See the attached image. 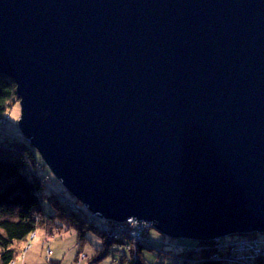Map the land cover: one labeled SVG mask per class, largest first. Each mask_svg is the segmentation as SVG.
I'll use <instances>...</instances> for the list:
<instances>
[{"label":"water","instance_id":"1","mask_svg":"<svg viewBox=\"0 0 264 264\" xmlns=\"http://www.w3.org/2000/svg\"><path fill=\"white\" fill-rule=\"evenodd\" d=\"M0 74L92 213L264 234V0H0Z\"/></svg>","mask_w":264,"mask_h":264},{"label":"trees","instance_id":"2","mask_svg":"<svg viewBox=\"0 0 264 264\" xmlns=\"http://www.w3.org/2000/svg\"><path fill=\"white\" fill-rule=\"evenodd\" d=\"M19 102L15 82L0 74V119H5ZM38 157L37 151L21 133H15L10 138L0 135V264L15 263L23 252L17 245L28 241L40 227H46L52 234L57 230L73 229L82 240L88 231L96 232L103 238V248L90 258V264L107 257L111 247L128 243L124 235L119 239L112 238L110 233L64 202L61 191L50 183L48 175L41 172ZM68 198L74 199L73 196ZM196 244L168 238L163 240L158 252L170 260L168 264H220L214 259L219 250L217 247L205 243L204 248L208 250L203 248L196 252ZM198 244L204 245L201 242ZM153 248L154 242L146 233L130 252L124 250L118 264H144L147 258L145 250ZM255 263L264 264V259H256Z\"/></svg>","mask_w":264,"mask_h":264},{"label":"rangeland","instance_id":"3","mask_svg":"<svg viewBox=\"0 0 264 264\" xmlns=\"http://www.w3.org/2000/svg\"><path fill=\"white\" fill-rule=\"evenodd\" d=\"M20 117L21 106L19 102L14 106L13 109H11L10 112L6 114V117L4 119L6 122H0V135L2 134L3 137L10 138V136L15 133H21L19 128ZM37 154L39 156L38 158L42 166L41 172H44L50 177V183L54 185L58 190L64 192L66 196L71 197L72 195L65 189L62 183L57 180L55 175L51 172L50 168L45 164L42 156L39 154L38 151ZM104 220L106 219L104 218ZM146 233H148L150 240L154 242L155 248L149 251L145 250V255L147 256V258L144 259V264H160L162 262L168 264L170 260L163 253L158 252L161 247V244L158 241H161L162 239L168 240L169 237L166 238L167 236H164L160 231L155 228L149 229ZM123 234L125 235V233ZM259 235L261 236L260 238L264 240V234ZM115 236L116 235H113L112 238L115 239ZM236 236L238 235H234V237ZM241 236L244 238H250L249 234ZM126 237V241L129 244L127 243L123 246L115 245L111 247L109 255L100 259L96 264H118L119 259L123 256L124 250L130 252L134 248V245L136 246L139 242L137 241V239L135 240L134 238H129L128 235ZM178 240L183 243H187V241L191 243L195 242L189 239ZM207 243H212V246H216L219 249L218 252L223 251L228 253V257L223 258L224 260H226V264H237L234 258L229 259V254H234L228 250L226 240L223 239L221 241H212ZM17 247H23L22 249L20 248L22 251L24 249L25 251H28L29 249L31 250L29 254V259L26 264H54V262L57 261L60 264H82L84 261L85 263L83 264H90V258L94 256V254L97 253L98 250L103 248V238L94 231H88L86 233V238L82 240L78 238V234L73 229L68 231L57 230L54 231V234H52L46 227H40L36 230V233L33 237H30L28 241L19 243ZM202 248V246L196 247L195 251L200 252L202 251ZM214 259L216 261L219 260L216 257ZM221 264H223L222 260Z\"/></svg>","mask_w":264,"mask_h":264},{"label":"built area","instance_id":"4","mask_svg":"<svg viewBox=\"0 0 264 264\" xmlns=\"http://www.w3.org/2000/svg\"><path fill=\"white\" fill-rule=\"evenodd\" d=\"M61 199L66 202L71 208L75 210L80 215H83L90 221H93L99 228L102 230L110 233L112 236L116 235L115 239H119L123 233L125 235L129 236L131 239H137V241H141L144 239L145 233L149 229H140L136 230L134 227H128L126 225V222L123 224H111L110 221L104 220L100 216H98L95 213H92L89 211L85 205L81 204L80 202H77L75 199L68 198L67 196H61ZM131 220V218H130ZM125 224V225H124ZM122 227V230L120 231L119 228ZM35 233L31 235V237L34 236ZM124 235V236H125ZM125 236V237H126ZM261 237V236H260ZM226 245H228V250L231 251L234 255L229 254V259L234 258L237 264H254L257 257H264V251L262 250V246L264 245V240L261 238L253 237V238H246L244 241H242L240 238L238 240H231L229 242H226ZM249 247L253 248V251H249ZM238 248H241L244 250L248 257V261L243 263L242 262V255L237 250ZM227 257L228 253L226 252ZM218 258V257H217Z\"/></svg>","mask_w":264,"mask_h":264},{"label":"bare ground","instance_id":"5","mask_svg":"<svg viewBox=\"0 0 264 264\" xmlns=\"http://www.w3.org/2000/svg\"><path fill=\"white\" fill-rule=\"evenodd\" d=\"M1 75H3V74H1ZM0 122H2V123H4L5 122V120L4 119H0ZM24 136V135H23ZM29 141V140H28ZM30 143V142H29ZM31 145V144H30ZM37 151V150H36ZM60 195L61 196H66L65 195V193H60ZM87 209H88V207L87 206H85ZM89 211H90V209H88ZM101 217V216H100ZM101 218H103V217H101ZM104 219V218H103ZM126 222V225L128 226V227H134L136 230H140V229H142V228H144V229H153L154 228V222H151V221H146V220H140V219H138V218H131V220L130 219H128V220H126V221H124V222H116V221H112V220H110V223L111 224H116V225H119V224H123V223H125ZM125 225V224H124ZM119 230L121 231L122 230V227H120L119 228ZM34 233H36V231L34 232ZM250 235V237L251 238H253V237H257V238H260V235L259 234H257V233H254V234H249ZM232 236V237H231ZM231 236H227V238H225L224 240H226V242H229V241H231V240H238L239 238L242 240V241H244L246 238H244V237H242L241 235H238V236H236V237H234V235H231ZM173 239V238H172ZM223 239V238H222ZM222 239H220V240H222ZM194 241V240H193ZM195 242H197V244L195 245V247H201L198 243H204V245H202V247L204 248V246L206 245L205 243H207V242H202V241H200V242H198V241H195ZM216 247V246H215ZM202 248V249H203ZM249 249V251H253L254 249L253 248H251V247H249L248 248ZM206 250H208V249H205L204 248V251H206ZM239 252H240V254L242 255V262L243 263H245V262H247L248 261V257H247V255H246V253L244 252V250L243 249H241V248H238L237 249ZM262 250L264 251V245L262 246ZM216 254V256L218 257V259L219 260H217V262L218 263H220L221 264V260L223 261V264H226V260H224L223 258H227V254H226V252L224 253V256L222 255L223 254V251H221V253L220 252H216L215 253ZM48 257V256H47ZM259 258H262V259H264V257L263 256H261V257H257L256 259H259ZM18 261H19V258L17 259ZM17 262V261H16ZM15 262V263H16Z\"/></svg>","mask_w":264,"mask_h":264},{"label":"crops","instance_id":"6","mask_svg":"<svg viewBox=\"0 0 264 264\" xmlns=\"http://www.w3.org/2000/svg\"><path fill=\"white\" fill-rule=\"evenodd\" d=\"M163 240V239H162ZM158 241L160 244H161V242H163V241ZM21 249L23 248V247H20ZM30 248V247H29ZM28 248V249H29ZM27 249V250H28ZM30 249L28 250V251H25V249L23 250V252H22V255L20 256V259H19V261H17L15 264H26L27 263V261H28V259H29V254H30ZM49 258H50V256H49ZM31 263V262H30ZM57 264H60L58 261L56 262ZM83 263H85V261L83 262ZM82 263V264H83Z\"/></svg>","mask_w":264,"mask_h":264}]
</instances>
